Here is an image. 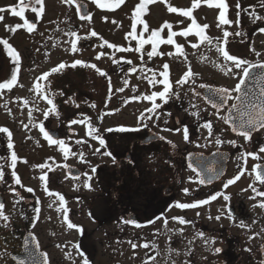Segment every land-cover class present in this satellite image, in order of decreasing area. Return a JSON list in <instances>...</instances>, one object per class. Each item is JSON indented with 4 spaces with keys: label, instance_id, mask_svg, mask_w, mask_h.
<instances>
[{
    "label": "flooded vegetation",
    "instance_id": "af4514ba",
    "mask_svg": "<svg viewBox=\"0 0 264 264\" xmlns=\"http://www.w3.org/2000/svg\"><path fill=\"white\" fill-rule=\"evenodd\" d=\"M172 1L155 0L151 5H169ZM225 2V17L232 23L223 25L231 28L226 31L230 35L225 37L222 32L220 39L209 32L204 35L219 39L222 47L236 40L248 43L264 38L260 31L264 29V0ZM198 6L217 8L204 0ZM196 33L176 35L175 43L169 45V30L164 28L157 38L164 42L156 44L157 55L151 58L150 41L146 49L134 46L141 36L149 40L151 34L130 35V48L124 47L120 33L62 34L76 41L77 50L54 62L56 57L51 54L56 43H47L53 34L0 32V38L7 40L19 55L17 63L0 44V83L17 76L11 89H0V128L8 130L0 132V202L8 217L0 218V252L6 259L3 264H19L21 260L25 264H43L45 253L48 264H83L85 257L89 264H263L264 208L258 203L264 197L257 196L249 185L264 191V183L256 178L257 173L264 175V152L260 151L264 129H249L251 139L245 140L239 134V124L241 113L258 114L264 107V87L257 84L234 91L245 77L219 49L220 56L215 54L217 49L197 48L191 55L193 59L189 58L186 52L190 48L184 41L189 37L202 42ZM177 44L182 46L183 54L177 53ZM229 54L246 60L235 52ZM194 58L200 62L197 67L188 64ZM77 60L83 63L72 67ZM61 63L66 67L50 73ZM92 64L106 75L86 66ZM164 64L169 66L171 86L167 102L158 96L150 101L147 96L164 89L160 83ZM189 67L194 75L178 85L176 82ZM229 68L231 72H227ZM42 73L50 75L40 81L37 92L34 84ZM218 89L228 90V102L213 108V103L220 104L221 97L214 91ZM207 91L213 92L209 98ZM44 95L53 101L54 111ZM127 103L132 105L129 124L120 117ZM153 103L160 107L154 113L147 112ZM233 104L236 107H231ZM228 116L232 118L228 123L220 119ZM85 118L84 124L70 123ZM243 119L247 120V116ZM21 120L28 121L24 127H29L30 133L33 127L31 136L20 135L17 124ZM206 122L212 124V135L203 127ZM88 123L97 129L92 136L87 134ZM233 123L238 128L235 132ZM41 124L56 140L64 141L68 155L58 144L49 143L40 131ZM185 126L187 141L183 135ZM121 128L128 130L120 131ZM96 136L105 141L104 145ZM217 137L223 143L216 144ZM13 152L17 156L15 167ZM246 153H255L256 157ZM240 173L239 180L223 187ZM41 175L46 176V181L40 179ZM17 177L19 184L15 182ZM201 178L205 183L199 182ZM184 189H188L187 194ZM49 192L60 193L63 206L59 197ZM217 192L230 199L225 201L220 196L196 208L175 206L177 202L194 203ZM65 214L83 229L82 234L67 227ZM174 217L188 222L181 223ZM242 222L245 227H241ZM12 236L15 244L6 245ZM216 248L222 251L216 252Z\"/></svg>",
    "mask_w": 264,
    "mask_h": 264
},
{
    "label": "rangeland",
    "instance_id": "374dc122",
    "mask_svg": "<svg viewBox=\"0 0 264 264\" xmlns=\"http://www.w3.org/2000/svg\"><path fill=\"white\" fill-rule=\"evenodd\" d=\"M86 1V0H85ZM88 1V0H87ZM140 2V0H130V3L125 8L116 9L115 11L109 12L104 11L101 9H98L94 3H90V9L91 13H93V18L89 21H79L76 16L75 9L71 6L67 0H43V12L37 16L36 13L31 11V7H26V11L24 13V18L13 16L10 12V10H5L4 12L0 13V15L3 16V20H0V32H13L7 29L5 26H15L17 24H24V19H27L29 22L30 19H34L37 23L36 28H34L31 32L36 33H45V34H53L54 36H51V40H48V45L52 46L53 43H56V46H52V56L56 57L54 59V62H57L59 58H61L63 55H70L71 54V45L72 40L71 36L68 35H62V34H70L72 32H75L76 34H90L92 31H95L96 33H120L123 39V45L125 48H130V45H128L132 41L130 40L131 36L128 35L131 31V22L133 20V9L134 7ZM193 0H174L169 5L173 7H178L182 9H187L191 7ZM165 4H153V7L150 3V11L149 13H146L144 15V21H146L148 25V29L145 31L143 30L141 26L138 27L137 31L142 33H147L148 35L151 34L153 30H159L161 29V26L165 21L170 23L172 25L171 31L174 32L177 31L179 28L187 29L188 26L192 23L191 18L184 17L182 14L173 13L168 11V6ZM8 6H15L17 8V11H19V0H0V8L8 9ZM36 7V5L34 4ZM120 7V6H118ZM221 9L219 8H208V7H197L193 11V17L195 18V21L200 22V26L208 25L206 29H204V32H209L214 37H219L222 32H226L231 30L229 27H225L222 23L219 22L218 16ZM230 12V9H229ZM235 15V14H234ZM227 16V15H225ZM230 16V15H229ZM162 22V23H161ZM179 22L180 25H179ZM198 24V23H197ZM199 25V24H198ZM219 25V26H218ZM136 31V32H137ZM16 32H28L26 27H21L19 29H16ZM135 32V33H136ZM162 32V30L160 31ZM165 33H167V30H164ZM194 32V31H193ZM191 33V32H190ZM146 36V35H145ZM211 36V37H212ZM213 37V38H214ZM212 43L209 44L207 40H204L202 42H199L196 38H185L184 44L187 42V49L190 50L186 52L188 54L189 58L193 57L191 56L193 52L196 51L197 48L204 49L205 50H216L220 49L222 47L221 41L218 39H213ZM148 41L147 37L141 36L138 41H136L135 45L138 44L139 47H145L146 43L144 45H141L140 41ZM135 42V41H134ZM182 42V41H180ZM193 45H197V47H193ZM82 49L85 48V45L83 47H80ZM171 48V47H170ZM222 48H227L230 53H236L239 55V57L245 58L246 61H257V60H264V38L262 40L256 39L254 41L245 42L244 40H236L232 44H228L227 47L224 46ZM168 49V48H163ZM215 54H219L218 52H215ZM127 56L124 55V59ZM187 57V56H186ZM188 58V57H187ZM210 57L207 58V60ZM206 61V59H205ZM222 61H220L221 63ZM225 63V62H224ZM188 64H191L192 66H199L200 62L194 58V60ZM222 64V63H221ZM36 69V66H34V70ZM132 105L127 103L123 105L122 108V115L120 117L123 121H126L127 123L131 122V114H129L132 110ZM113 122H116L115 120ZM117 122H120L117 121ZM128 123V124H129ZM24 124H28L27 120H21V124H17L18 128L20 129V135H27L28 137L31 136L30 134L33 132V127L31 126V133L29 132V127L25 128ZM21 126V128H20ZM34 135V134H33ZM13 239V240H12ZM8 240V239H7ZM6 240V241H7ZM14 237L12 236L10 240H8V243L6 245L9 246V244H15ZM252 246H255L257 244H251ZM5 253L0 252V264L5 263Z\"/></svg>",
    "mask_w": 264,
    "mask_h": 264
},
{
    "label": "snow or ice",
    "instance_id": "6c2138e0",
    "mask_svg": "<svg viewBox=\"0 0 264 264\" xmlns=\"http://www.w3.org/2000/svg\"><path fill=\"white\" fill-rule=\"evenodd\" d=\"M67 2L73 3L74 0H67ZM94 2L99 7H105L106 6V5L102 4L100 2V0H94ZM115 2H116L117 5H119V4L123 3L124 0H115ZM153 2H155V0H140V2L134 7L133 14H132L133 15V19H134V23L132 25L133 31L130 32L128 35L135 36V28H136L135 21H136V18L144 10L146 4L153 3ZM204 2H206L209 6H213V4H214L217 8L221 9V11L219 13V16H218V20H219L220 23H222V24H230V23H232L230 20L226 19V17H225V11H226V9L228 7V5L226 4L225 0H204ZM200 3H201V0H193V3L191 5V7L187 8V9L173 7V6H170V5L168 6V11L169 12L179 13V14H182L184 17L191 18L192 23L188 26L187 29L182 30L180 33H176V32L171 31L172 25L170 23H168L167 21H165L164 25L161 26V29H159V30H153L151 32V35L149 36V40L148 41H144V40H141L140 41L141 45H143L144 43L149 42V41L152 43V45H153L152 51L148 52V56L150 58L152 56L157 55L156 44L158 42H164V41H158L157 40V38L160 35V31L163 30L164 28H167L169 30V34H168V37H167V40H166V43H168L169 45L175 43V41L173 40V37L174 36H176V35H187L193 29H197V33L196 34L201 37V40L202 41L207 40L209 44L212 43V40L208 36L204 35V29H206L208 27V25H204V26L198 25L197 22L195 21V18L193 17V11H194L195 8L198 7V5ZM34 4L35 5H40V7L32 6L31 7V11L34 12V13H36L37 16H39L43 12V0H34ZM19 5H20L19 11H17V8L15 6H8V9L0 8V13L4 12L5 10H10V12H11V14L13 16H17V17L24 18L25 8L28 6V3L26 2V0H19ZM237 7L238 8L240 7L239 4H237ZM80 18L82 20H90L91 19V16L90 15H87V14H84V15H81ZM0 20H3V16L2 15H0ZM5 27L7 29H9L10 31H13V32L16 29H19L21 27H26L27 30L29 32H31L34 29L35 25L32 24V23H30V22H28L27 19H24V24L23 25L17 24L14 27L13 26L6 25ZM144 27H145V29H147L148 26H147L146 23L144 24ZM260 31L261 32H264V29H260ZM90 34H91V36H96L97 35V33L95 31H92ZM69 35H71V36H77V34L75 32H72ZM224 35H225V37H227L230 34L228 32H225ZM77 39H79V37H77ZM104 43L106 45L108 44L107 41H105ZM0 44H3L7 48L9 56H11L14 59V61H16L18 63V61H19V55L16 52V50L8 43V41L0 38ZM109 46L110 47H113V48H116L117 47L116 45H109ZM71 47H72V51L75 52L77 50V44H76V41L75 40L72 41ZM193 47H197V45H193ZM118 50H126V49H118ZM219 50L222 52V54H223V56L225 57L226 60L233 62V66L235 68L241 69L242 76L243 77H248L249 76V74H250L249 73V69L250 68L259 67L261 69H264V63H261V64H250L246 60H243L241 58H238V57H236L234 55H230L229 52L226 49L221 48ZM136 51H140V48H137ZM176 51H177V53L183 54L182 53V46L177 44L176 45ZM169 54L171 55V53H169ZM96 58L99 59L100 58V55H98ZM82 63H83L82 61L77 60V61H75L72 64V67H75L76 65L82 64ZM86 66H90L93 69H96L99 72L100 75H106V73H104L102 70L98 69L95 64L86 65ZM65 67H66V65L64 63H61L57 67H54L53 69H51L50 70V73L58 72L59 70L65 68ZM168 67H169L168 64H164L163 65V69L165 71H163L161 73L163 75V77H164V79L162 81H160V83H162L164 85L163 91L156 92V93H152L151 95H149V96L146 97L148 100L154 101V98L158 96L160 98L165 99V102H167V96H168V94L171 91V86H170V82H169V73L167 71ZM227 72H231V69L229 68L227 70ZM227 72L225 74H227ZM50 73H42L41 76L39 78H37V81L34 84L35 90L37 92H40V89H41L40 81L47 79V77L50 75ZM193 75L194 74L191 71V68L189 67V69L184 73V75L182 76V78L180 80H178L176 83L178 85L187 83L188 80ZM260 79H264V72L261 73ZM16 81H17V76L14 74L10 78V80L0 83V89H11L13 87V85L16 83ZM243 83H244V80L241 79L240 82L235 86L234 91L239 92L240 91V86ZM201 87H205V86L204 85H201ZM122 90L123 89H120V91H122ZM214 91H216L220 95L221 100H220V104L213 103L212 104V107L213 108H219L223 104H226L228 102V99H227L228 90L227 89H218V90H214ZM236 98L239 99V97H236ZM43 99H45L49 105H52L53 106L51 110L54 111L55 110V105L53 104V101L51 99H49L47 95H44L43 96ZM25 103H27V101H25ZM94 106L95 105H93V107ZM159 107H160V105H158L156 103H153L152 107L149 108V109H147L146 111L149 112V113H154L156 111V109L159 108ZM231 107H236V105L233 104ZM47 114L48 113L45 112V115H47ZM194 115H197V113H194ZM244 116H247V120L243 119ZM240 117H241V119H240V124H239V129H240L239 134L241 136H243L245 138V140H250L251 139V130H249V129H256V130L264 129V107H261L260 108L258 114L253 113V112H243V113L240 114ZM142 118H143V114H142ZM148 118L151 119V117H148ZM87 119L88 118H85V119H82L80 121L73 120L70 123H73V124H75V123L84 124V123H86ZM220 119L223 120L224 123H228L232 118H231V116H228V117H220ZM246 125L249 126L248 129L245 128ZM257 125L259 126V128L256 127ZM203 127L207 128L209 130V135H212V131H211L212 124H211V122H206L203 125ZM119 130L120 131H126L128 129L121 128ZM237 130H238V128H237L236 124L233 123L232 131L235 132ZM40 131L43 133L44 137L49 141L50 144H58L59 147H60V149H61V151L65 155H68L69 149L65 147V144H64V141L63 140H56V139H54L49 134V132L45 131L43 124L40 125ZM176 131L179 132L180 129H176ZM0 132H8V130L6 128H0ZM95 132H97V129L93 128L91 126V124L88 123V132H87V134L89 136H92L93 133H95ZM9 135H10V133H9ZM183 135H184V139L187 141L188 138H189V133H188L187 126H185L184 129H183ZM95 138L96 139H99V142H100L101 145H104L105 141L102 138H100L99 136H96ZM161 139H163V138L161 137ZM81 142L82 141H77V143H81ZM215 143L216 144H221V143H223V141L219 137H217L216 140H215ZM228 143H231V144L235 145L236 142L235 141H228ZM8 147L9 148H12L13 147V145H12L11 142H9ZM97 151H99V149H97ZM260 151L261 152H264V146H261ZM107 154L108 155H111L110 153H107ZM245 155L246 156L256 157V154L255 153H246ZM80 158H81V160H83V154L82 153L80 154ZM16 160H17V156H16L15 152H13L12 153V166L13 167H15ZM39 167H44V166L41 165ZM189 167H191V165H189ZM256 167H259V166H256ZM193 171H195V169H193ZM208 171L209 172H213L215 170L214 169H209ZM93 172H95V169L94 168H93ZM15 175H16L15 172H13V176H15ZM240 175H242V173L238 174L237 176H235L232 179H229L226 183H224L223 187L226 189L229 185L234 184L237 180L240 179ZM256 178L261 183H264V175H261L260 173H257ZM0 179H2V173H0ZM40 179L42 181H46V176L45 175H41ZM15 182L17 184L21 183V181H20V179L18 177L16 178ZM199 182L201 184H203V183H205V179L201 178ZM208 182H211V181L209 180ZM86 186L87 187H90V185H86ZM249 187L252 189V191L254 193H256L257 196L264 197V191H257V189L255 187H253L252 185H249ZM27 190L30 191V192L33 191V189H31V188H29ZM184 192L187 194L188 189H184ZM49 195H55V196L59 197V200H60L62 206L65 203L64 197L60 193H51V192H49ZM220 196H223V199L225 201H228L230 199V197L227 194H224L222 192H217L215 194L210 195L206 199L199 200V201H195L194 203H179V202H177L175 206L176 207H179L181 209L196 208V207H198L200 205L208 204L211 201L216 200ZM252 198L254 199L255 197H252ZM258 206L261 207V208H264V201L259 202L258 203ZM3 208H4V205H3L2 202H0V218H2L4 220H7L8 217L4 215ZM57 210H59V209H57ZM173 219L179 220L181 223H187L188 222V221H185L184 218H182V217H174ZM216 219L219 220L220 217L217 216ZM64 220L67 222V227L69 229H77L82 234L83 229L80 226L75 225L70 220H68V217H67L66 214L64 216ZM129 222H131V221H129ZM166 222L167 221H165V223ZM245 226L246 225H244L243 222H242L241 223V227H245ZM199 235L203 236V233H200ZM38 246L39 245L37 244V247ZM143 246L144 247H148L147 244H145ZM75 247L77 248V250H79V244H76ZM132 247L135 248L136 245L133 244ZM215 251L216 252H220V251H222V249L216 248ZM80 254L83 255L82 252ZM19 264H25V262L23 260H21L19 262ZM43 264H48V259H47V254L46 253L44 254ZM83 264H89V261L87 260L86 257L84 258Z\"/></svg>",
    "mask_w": 264,
    "mask_h": 264
},
{
    "label": "water",
    "instance_id": "95a60500",
    "mask_svg": "<svg viewBox=\"0 0 264 264\" xmlns=\"http://www.w3.org/2000/svg\"><path fill=\"white\" fill-rule=\"evenodd\" d=\"M71 4L76 8L77 15H78V18L80 20H82L80 18L81 15H84V14L90 15L91 18H92V13L90 12L89 4L86 1H84V0H74V2L71 3ZM82 21H85V20H82ZM29 22L32 23V24H34V25H36V22L33 19L29 20ZM262 72H264V69H261L259 67L250 68L249 69V73L250 74H249L248 77H245L243 79L244 80V83L241 84L240 89L241 90L242 89L248 90V89L253 88V86L254 85H257V84L262 85V87H264V79H260L259 78V75H261ZM207 95H208V98H209L211 95H213V92L212 91H207ZM243 96H246V95H243ZM50 135L54 138L53 133H50ZM262 251H263V255H264V244L262 246ZM263 264H264V259H263Z\"/></svg>",
    "mask_w": 264,
    "mask_h": 264
},
{
    "label": "trees",
    "instance_id": "16d2710c",
    "mask_svg": "<svg viewBox=\"0 0 264 264\" xmlns=\"http://www.w3.org/2000/svg\"><path fill=\"white\" fill-rule=\"evenodd\" d=\"M88 1L91 2V3H94V5H96L98 9H101V11L104 10V11H109V12L115 11L116 9L125 8V7L130 3V0H124L123 3L117 5L116 2H115V0H100V2H101L102 4H104V5H106V6H105V7H99V6L94 2V0H88ZM26 2H27V1H26ZM27 3H28V6H27V7H29V6H34V0H30V1L27 2ZM149 5H150V3H149V4H146L144 10H143V11L139 14V16L136 18V21H135V23H136L135 32L137 31V29H138L139 26L142 27V29H143V30H141L142 32L148 29V28L145 29V27H144V24L146 23V21H144V15H145L146 13H149V11H150V7H149ZM118 6H120V7H118ZM36 7H40V5H36ZM19 8H20V5H19ZM25 11H26V8H25ZM133 23H134V19H133L132 22H131V31H133V29H132V25H133ZM146 24H147V23H146ZM147 26H148V25H147ZM15 31H16V30H15ZM193 31H194V32H197V29H193L191 32H193ZM137 32H138V31H137ZM142 32H141V33H142Z\"/></svg>",
    "mask_w": 264,
    "mask_h": 264
}]
</instances>
